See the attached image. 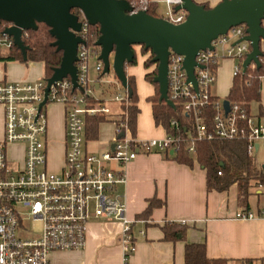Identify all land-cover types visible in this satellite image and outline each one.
Returning <instances> with one entry per match:
<instances>
[{
  "label": "built area",
  "instance_id": "obj_1",
  "mask_svg": "<svg viewBox=\"0 0 264 264\" xmlns=\"http://www.w3.org/2000/svg\"><path fill=\"white\" fill-rule=\"evenodd\" d=\"M148 3V0L130 2L133 12L146 10ZM164 3L167 11L163 18L174 24L186 19L185 10H175L182 0H164ZM78 20L81 29L76 35L84 43L78 44L74 63L77 87L73 86L69 76L54 82L48 89L46 102L40 107L47 87L46 78L35 81L0 80V106L3 109L0 139V264H50L49 256L54 251L83 249L90 212L96 217L113 219L121 224L119 242L122 264H129L135 245L132 221L126 217L125 204L115 191L117 184L126 182V175L123 169L115 170L107 164L116 162L124 167L140 152H173L175 144L181 141L166 134L151 139L133 136L125 117L111 110V102L125 105L129 102L127 89L116 77L106 79L107 74L101 78L107 85L114 86L112 96L100 98L95 95L94 79L89 77V60H95L94 68L99 75L104 68L98 58L100 48L87 45L89 24L81 11ZM245 35V25L232 27L212 40L211 48L197 52L194 67L196 89L191 81H187L183 55L170 51L168 98L174 105L178 103L190 118L194 134L188 137L191 142L189 152H193V142L198 140L241 139L246 142L248 155L257 157L261 142L264 143L262 118L252 115L239 102L229 101V111L225 112L223 99H211V87L217 80L220 61L232 59L234 75L243 69L242 63L251 50L249 42L241 40ZM1 44L9 47L12 39L3 35ZM139 47L134 46V49ZM250 65L254 67L253 63ZM47 104H61L64 107V160L57 172L48 169ZM208 107L213 110L211 117L207 114ZM95 114H103L106 120L115 124L116 137L110 149L99 154L84 148L85 118ZM121 132L124 135L118 137ZM20 145L22 153L9 157L8 150ZM253 190L256 195L264 197V183H258ZM235 218H264V202L256 208L239 210ZM25 220L40 224L38 235H22L28 232L23 225ZM139 233L143 235L144 230Z\"/></svg>",
  "mask_w": 264,
  "mask_h": 264
},
{
  "label": "crops",
  "instance_id": "obj_2",
  "mask_svg": "<svg viewBox=\"0 0 264 264\" xmlns=\"http://www.w3.org/2000/svg\"><path fill=\"white\" fill-rule=\"evenodd\" d=\"M148 1L153 3L158 14L166 13V5L164 14L158 12L160 4H165L164 0ZM193 1L213 7L221 0ZM262 26L264 28V19ZM260 50L264 52V39L260 42ZM141 56L139 63L136 57L135 65H126V74L135 77L136 87L141 85L147 89L142 96L138 95L136 137L161 138L165 132L161 126L154 123L151 103L147 100V97L154 93V87L144 79L145 73L151 68H144L146 56L142 54ZM233 68L232 59H224L219 63L217 80L211 87V94L218 99H225L229 91L234 75ZM43 74L42 62L0 61V80L35 81L43 77ZM109 76L115 77L113 73ZM92 79L95 95L100 98L110 97L102 96V91L106 87L113 89L114 86L107 85L97 72ZM260 102L264 111V77L261 79ZM113 104L114 102L110 103ZM51 106L60 111L59 130L58 133L55 132L58 124L55 122L53 134L55 140H58L55 142V159L49 169L57 172L64 160L65 115L61 104ZM255 111L253 114L250 109L252 115L258 116L257 107ZM0 117L3 119L1 106ZM260 118L264 121V117ZM115 137V124L105 120L98 127L97 139L87 140L84 148L88 152L99 154L110 149ZM89 142L98 143L91 147ZM21 147L20 145L15 148L22 153ZM107 166L115 170L123 169L126 175V182L117 184L115 191L125 204L126 217L132 221L135 245L129 264H184L186 243H204L209 258H226L227 264H264V218L253 220L235 218L236 212L244 209V205L238 201L236 184L221 192L207 191L205 170L196 162L188 166L164 157L163 153L159 152H140L124 167L116 162H110ZM153 197L163 200L165 204L153 208L147 219H138L137 216L146 209L148 200ZM262 197L249 196L248 206L258 207L264 202ZM89 216L85 247L81 250L54 251L49 256L50 264H122V249L119 242L121 224L113 219ZM182 221L187 225L185 239L164 240L160 226L171 222L182 224ZM141 230H144L143 235L139 233Z\"/></svg>",
  "mask_w": 264,
  "mask_h": 264
},
{
  "label": "water",
  "instance_id": "obj_3",
  "mask_svg": "<svg viewBox=\"0 0 264 264\" xmlns=\"http://www.w3.org/2000/svg\"><path fill=\"white\" fill-rule=\"evenodd\" d=\"M72 9L81 11L89 25L99 27L95 45L100 48L98 58L104 66L102 72L109 74L111 65L112 73L129 95L131 89L127 83L126 65L134 59V46H142L153 54L152 61L157 69L153 80L158 84L159 101L171 107L174 103L168 98L167 81L170 51L183 55L187 81H191L196 89L194 67L197 52L211 48V41L230 28L245 25L246 35L241 40L248 41L251 50L242 63L243 70L252 63L259 64L260 42L264 39V0H221L209 8L193 0H182L175 10H185L187 17L179 24L152 16L146 10L133 12L128 0H0V23H8L2 34L12 39L21 51L23 61L27 60L23 33L36 30L38 23L49 27L54 37L52 45L62 52L60 65L46 79L47 87L40 107L46 102L48 89L54 82L69 76L73 86H78L74 63L78 44L84 40L76 35L81 22ZM223 107L225 112L229 111L228 99H223ZM123 135L121 132L118 137ZM262 169L264 173V163Z\"/></svg>",
  "mask_w": 264,
  "mask_h": 264
},
{
  "label": "trees",
  "instance_id": "obj_4",
  "mask_svg": "<svg viewBox=\"0 0 264 264\" xmlns=\"http://www.w3.org/2000/svg\"><path fill=\"white\" fill-rule=\"evenodd\" d=\"M132 2L133 0H129ZM205 8L209 5L202 3ZM72 13L78 15V9H72ZM148 14L155 17H164L156 12L152 2L146 6ZM8 25L6 22L0 23V61H20V62H42L44 65V78H49L53 70L60 65L62 52L57 51L52 45L54 37L49 32V27L44 23H38L36 30L25 31L26 35L22 37L24 44L27 46V60L23 61L21 51L12 43L5 49L1 40L3 39V30ZM99 36V27L97 25H89L88 35L86 37L87 45L92 48L99 49L95 45V41ZM140 52L146 56L143 66L145 69H150L144 75V79L152 84L154 93L147 97L151 103L152 116L156 126H161L166 135L180 138L175 149L163 153L164 157L170 158L178 163L192 166L197 163L206 173V188L207 191H225L233 184H236L238 191V201L244 205V209H249L248 198L254 193V188L258 183H264V173L262 164L255 156H250L247 153L246 142L241 139L237 140H198L193 142V152H189L191 146L188 137L194 134L191 129V122L176 103L174 107L167 105L164 101H159L158 84L153 78L156 75V64L152 61L153 54L145 50L142 46L135 50V56L132 63L136 64V53ZM259 64H254V67L249 65L246 70H241L233 75L232 83L225 97L228 101L239 102L250 112L251 104L254 102L258 108V117H264V111L261 107V79L264 77V52L258 57ZM153 67V68H152ZM100 78L105 77L103 72L98 75ZM116 77V76H115ZM127 83L131 89L129 102L114 103L111 106L113 113L122 114L125 117L126 123L130 128L133 136H136L138 108V94L136 91V80L132 75L127 76ZM94 88V87H93ZM115 90L106 87L102 91L103 95L112 96ZM212 100L217 99L216 96H211ZM93 102V99H91ZM213 110L208 107L207 114L211 117ZM106 117L103 114H95L85 118V140H95L98 137V127L104 122ZM174 121V124H172ZM220 172V174H218ZM258 196V195H256ZM165 202L157 200L155 197L148 200L146 209L140 213L138 219H147L153 208L164 205ZM185 224L175 222L164 223L161 227L163 239L176 241L185 239ZM249 261V260H248ZM226 258H209L206 255L204 243H186L184 249V264H227Z\"/></svg>",
  "mask_w": 264,
  "mask_h": 264
},
{
  "label": "rangeland",
  "instance_id": "obj_5",
  "mask_svg": "<svg viewBox=\"0 0 264 264\" xmlns=\"http://www.w3.org/2000/svg\"><path fill=\"white\" fill-rule=\"evenodd\" d=\"M135 1H138V0H135ZM165 11H166L165 4H160V8H159L158 12L164 14ZM2 46L6 47V45H2ZM136 57H137V62L139 63L140 58L142 57L141 53L137 52ZM94 65H95V60L93 58H91L89 60V77L90 78H92V76L96 75V71H95ZM111 73H112V71H110L109 75H111ZM110 77L111 76H106V79H109ZM148 85H150V84H148ZM136 91H137V94L139 96H142L143 93L147 92V89L145 87H142L141 85H137ZM255 107H257V105L253 102L251 104V110H252L253 114H255V112H256L255 111ZM45 110H46L47 120H48V134L46 136L48 169H51L52 161H53V159H55V154H54L55 142H58V140H55V138L53 137L54 130H55L54 125H55V122L58 123L56 125V129L57 130L55 131L56 133H58V130H59V117H60L59 112L60 111H58V108L52 107L51 104H47ZM2 125H3V121H2V118L0 117V139L2 138ZM101 132H102V129L100 127L99 128V134L100 135H101ZM97 143L89 142L88 144H89V146L94 147V146L97 145ZM263 150H264V143L261 142V149H260L259 153L257 154V158H258L260 163H263V161H264V159H263ZM8 156L9 157H17V156H19L18 149L11 147V149L8 150ZM262 199H263V197H262ZM90 213H91L90 215H94L93 212H90ZM23 225H24L25 228H27L28 232L24 233L22 235H30V236H32V235H38L39 234V227H40L39 223L32 222L30 220H25L23 222Z\"/></svg>",
  "mask_w": 264,
  "mask_h": 264
}]
</instances>
